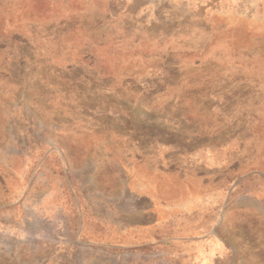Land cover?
Masks as SVG:
<instances>
[{
    "label": "rangeland",
    "instance_id": "rangeland-1",
    "mask_svg": "<svg viewBox=\"0 0 264 264\" xmlns=\"http://www.w3.org/2000/svg\"><path fill=\"white\" fill-rule=\"evenodd\" d=\"M0 264H264V0H0Z\"/></svg>",
    "mask_w": 264,
    "mask_h": 264
},
{
    "label": "crops",
    "instance_id": "crops-1",
    "mask_svg": "<svg viewBox=\"0 0 264 264\" xmlns=\"http://www.w3.org/2000/svg\"><path fill=\"white\" fill-rule=\"evenodd\" d=\"M153 243H151L152 244L151 247L153 246ZM148 245L149 244H145V243H142V244H134L132 246H129V248H132L133 250L136 251L137 248L142 249V248H145V246H148Z\"/></svg>",
    "mask_w": 264,
    "mask_h": 264
}]
</instances>
